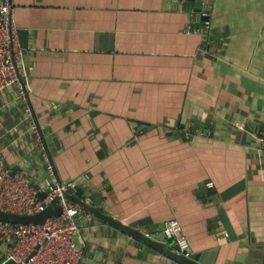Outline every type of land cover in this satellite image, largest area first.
I'll use <instances>...</instances> for the list:
<instances>
[{"label":"crops","instance_id":"obj_1","mask_svg":"<svg viewBox=\"0 0 264 264\" xmlns=\"http://www.w3.org/2000/svg\"><path fill=\"white\" fill-rule=\"evenodd\" d=\"M202 3L11 8L60 180L100 193L105 214L149 234L178 220L193 256L218 249L215 264H264V0H213L206 20ZM28 128L14 90L0 95L5 163L39 185L48 177ZM77 221L81 264H180L92 215Z\"/></svg>","mask_w":264,"mask_h":264},{"label":"built area","instance_id":"obj_2","mask_svg":"<svg viewBox=\"0 0 264 264\" xmlns=\"http://www.w3.org/2000/svg\"><path fill=\"white\" fill-rule=\"evenodd\" d=\"M213 0H203V19L208 17V8ZM11 0L0 2V95L14 90L17 99L24 107L25 123L34 134L46 167L47 180L36 185L25 170L13 171L5 163L4 148L0 143V210L18 215H36L43 212L54 200L62 214L48 219L42 225H14L0 221V264L14 261L17 264H81L85 246L78 217L91 214L80 204L65 198L66 193H74L77 184L61 181L53 161L48 154L44 137L35 121L30 105L28 86L23 73V52L17 29L12 18ZM258 143L264 150V126L259 133ZM44 194V197L39 196ZM87 205L92 204L86 198ZM164 235L177 245L176 250L186 258L193 252L181 223L172 219L166 222Z\"/></svg>","mask_w":264,"mask_h":264},{"label":"water","instance_id":"obj_3","mask_svg":"<svg viewBox=\"0 0 264 264\" xmlns=\"http://www.w3.org/2000/svg\"><path fill=\"white\" fill-rule=\"evenodd\" d=\"M191 1V0H189ZM202 1V0H201ZM207 19V18H206ZM205 19V20H206ZM21 43L26 45V33L20 32ZM25 47V46H24ZM8 167V165L6 164ZM39 196L44 197V194H39ZM103 196L100 193H88L84 195L81 190L76 188V193H66L65 198L67 200L73 201L80 204L85 208L96 220L101 221L105 225L124 233L139 242H142L154 249L155 251L172 258L173 260L179 262L180 264H215L219 250L214 249L211 251H206L204 253H197L192 258H186L184 255L179 253L176 249H173L169 243L173 242L168 240L163 234H149L143 228H134L127 224H124L120 220L113 218L103 212ZM86 198L92 199V204L87 205L85 203ZM58 199L54 200L43 212L36 215H18L14 213H8L0 210V221L11 223L14 225L18 224H35L42 225L48 219L60 216L62 214L61 208L57 205ZM6 264H17L14 261H8Z\"/></svg>","mask_w":264,"mask_h":264}]
</instances>
